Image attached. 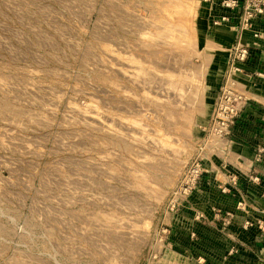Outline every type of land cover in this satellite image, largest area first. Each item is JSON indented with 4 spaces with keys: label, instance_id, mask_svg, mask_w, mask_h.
I'll use <instances>...</instances> for the list:
<instances>
[{
    "label": "rangeland",
    "instance_id": "1",
    "mask_svg": "<svg viewBox=\"0 0 264 264\" xmlns=\"http://www.w3.org/2000/svg\"><path fill=\"white\" fill-rule=\"evenodd\" d=\"M259 97L264 0H0V264H163L151 222L221 99L252 159L200 153L230 164L237 207L202 234L246 233L264 264Z\"/></svg>",
    "mask_w": 264,
    "mask_h": 264
},
{
    "label": "crops",
    "instance_id": "2",
    "mask_svg": "<svg viewBox=\"0 0 264 264\" xmlns=\"http://www.w3.org/2000/svg\"><path fill=\"white\" fill-rule=\"evenodd\" d=\"M250 105L253 107L247 111L250 117L262 118L264 98L259 97L257 101L253 99ZM246 144H230L231 152L229 151L227 155L229 163L236 170L248 171L250 168L252 153ZM230 164L228 165L230 169L227 171L223 169L220 157L206 159L201 187L193 194L189 204L176 213L167 211L157 221L151 222L150 228L156 233L148 246L153 249L161 247L162 253L154 256V258L161 257L159 263L256 264L258 262L261 254L259 251H251L252 245L244 239L246 233L242 234V239H235L232 233L222 236L214 234L216 235L214 238L206 237L202 232L212 231V227L195 221L197 214H202L209 220H212L214 212L237 214L234 195L222 192V188L228 187L233 176ZM243 182L241 181L242 189H244ZM237 229L235 225L231 226L229 232H235ZM166 233L168 236H165ZM258 244H255L256 247L259 246ZM234 246H240L242 251L236 255L231 254V248ZM151 257L153 256L150 254L148 260Z\"/></svg>",
    "mask_w": 264,
    "mask_h": 264
},
{
    "label": "built area",
    "instance_id": "3",
    "mask_svg": "<svg viewBox=\"0 0 264 264\" xmlns=\"http://www.w3.org/2000/svg\"><path fill=\"white\" fill-rule=\"evenodd\" d=\"M247 55L246 50L242 51ZM235 100V99H234ZM230 100L221 99L216 105V111L212 119L209 136L199 151L204 152L207 150L209 153H226L230 146L227 137L233 132L232 126L234 119L238 115V109L234 105H229ZM239 104L242 102H238ZM238 104V105H239ZM191 161L184 177L180 180L177 188L173 192V197L168 203V211L171 213L179 212L182 208L189 204L193 194L201 187L202 177L204 171V158L200 157V153ZM223 193H229L228 187L222 188ZM219 214L216 215L218 217ZM231 216V214H227ZM202 214L195 216V221L200 223L203 219Z\"/></svg>",
    "mask_w": 264,
    "mask_h": 264
}]
</instances>
